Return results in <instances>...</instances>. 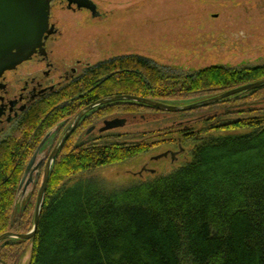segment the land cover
Listing matches in <instances>:
<instances>
[{
	"label": "trees",
	"instance_id": "obj_1",
	"mask_svg": "<svg viewBox=\"0 0 264 264\" xmlns=\"http://www.w3.org/2000/svg\"><path fill=\"white\" fill-rule=\"evenodd\" d=\"M260 79L264 66L212 65L172 74L140 56L98 64L86 72L81 90L36 107L21 128L0 141V235L31 230L39 183L21 213L15 212L25 167L47 131L68 123L85 106L126 94L175 105ZM219 105L224 112L203 120L196 131L182 129V138L195 143L191 160L113 189L69 182L148 153L166 140L155 131L82 142L80 126L90 117L160 111L118 101L87 113L52 164L35 235L2 241L0 258L8 264H22L26 256V264H264V87L211 106ZM239 129L247 131L225 133Z\"/></svg>",
	"mask_w": 264,
	"mask_h": 264
},
{
	"label": "rangeland",
	"instance_id": "obj_2",
	"mask_svg": "<svg viewBox=\"0 0 264 264\" xmlns=\"http://www.w3.org/2000/svg\"><path fill=\"white\" fill-rule=\"evenodd\" d=\"M92 1L101 17L56 11L61 36L55 53L59 56H73L77 52L79 57L76 58L91 65L114 56H140L172 74L194 73L212 65L229 68L264 66V0ZM209 97L212 96L175 105H186ZM138 111L128 116V123L119 131L133 135L156 131L158 139L166 141L150 152L122 163L80 173L69 183H99L106 189H113L169 173L191 160L195 143L182 138V129L196 131L203 126V120L224 112L223 105L186 113ZM246 131L239 129L225 133ZM179 137L184 150L177 154L175 161L170 157L152 159L166 151H177L176 139ZM154 140H157L156 134ZM42 172L41 169L36 183H40ZM32 188V184L27 187L26 196ZM25 195L20 193L17 196L16 214L21 213ZM26 261L27 256L22 264Z\"/></svg>",
	"mask_w": 264,
	"mask_h": 264
},
{
	"label": "flooded vegetation",
	"instance_id": "obj_3",
	"mask_svg": "<svg viewBox=\"0 0 264 264\" xmlns=\"http://www.w3.org/2000/svg\"><path fill=\"white\" fill-rule=\"evenodd\" d=\"M50 2L51 12L49 23L54 28V33L43 39L42 51L37 49L29 60L22 62L12 70L5 71L0 76V141L8 137L14 130L21 128L24 121L29 116V113L36 107L54 102L53 99L55 96L61 95L65 98L71 93L81 90L83 85L82 82L84 81L85 74L88 70L103 62L128 57L127 55L118 57L114 56V58L100 61L96 65H91L89 62H85L81 58H76L79 57V54L75 51L76 54L74 53L75 55L73 56H70L69 54L59 56L56 54V44L61 36V32L57 26L59 19L56 18V11L65 10L73 13L79 12L84 13L91 18L95 17L92 16L89 9L84 7L79 8L77 4L70 3L69 0H50ZM101 16L102 14L99 12L96 17ZM81 96H83V94L78 95V97ZM107 97L110 96L103 98ZM66 101L68 100L65 99L64 102ZM115 118L128 119V116L107 115L102 120H93V117L86 119L80 126L81 134L79 135V140L82 142H96L100 139L107 138L115 140L118 136H122V134L131 133L119 131V129L124 126L103 129L107 121ZM69 122L66 124H57L47 131V133L51 132V135L44 142L37 155L35 164L38 165V168L32 172L29 183H36L40 170L42 169L43 171L49 155ZM77 126L78 124L74 130ZM143 170H145V168H143Z\"/></svg>",
	"mask_w": 264,
	"mask_h": 264
},
{
	"label": "water",
	"instance_id": "obj_4",
	"mask_svg": "<svg viewBox=\"0 0 264 264\" xmlns=\"http://www.w3.org/2000/svg\"><path fill=\"white\" fill-rule=\"evenodd\" d=\"M69 2L77 4L79 8L84 7L89 9L93 17H96L99 14L97 6L92 0H69ZM50 12V0H0V76L5 71L12 70L22 62L29 60L37 49L41 50L43 39L54 33V28L49 23ZM262 87H264V79L186 105L167 104L148 98L126 94L112 95L107 98H102L84 107L71 119L46 161L41 181L38 186L33 226L31 230L27 233H3L0 235V243L7 239L26 241L30 240L35 235L52 164L60 148L72 133L78 122L93 109L112 102L129 101L146 105L163 112L183 113L208 107L236 94L260 89ZM127 123L128 119L126 118H115L107 121L103 129L119 128L125 126ZM50 135L51 132L45 135L29 159L18 185L17 196L20 193L24 196L27 187L30 184H34L29 182L31 180L32 172L38 168V165L35 164L36 158L42 145ZM183 150V147L179 145L177 151H166L165 153L154 156L152 159L158 160L160 158L170 157L172 161H175L177 154L183 152ZM149 171L151 173L154 172L153 170ZM30 191L31 190L27 193V196ZM0 264L8 263L0 258Z\"/></svg>",
	"mask_w": 264,
	"mask_h": 264
}]
</instances>
